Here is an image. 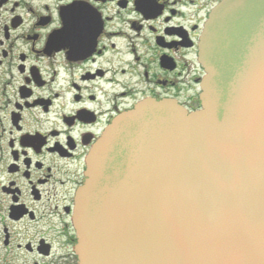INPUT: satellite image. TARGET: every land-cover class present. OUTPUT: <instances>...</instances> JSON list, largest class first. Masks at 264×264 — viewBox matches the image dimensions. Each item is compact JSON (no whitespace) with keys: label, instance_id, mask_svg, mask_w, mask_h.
Wrapping results in <instances>:
<instances>
[{"label":"flooded vegetation","instance_id":"obj_1","mask_svg":"<svg viewBox=\"0 0 264 264\" xmlns=\"http://www.w3.org/2000/svg\"><path fill=\"white\" fill-rule=\"evenodd\" d=\"M223 0H0V264H79L87 158L146 101L203 107Z\"/></svg>","mask_w":264,"mask_h":264},{"label":"water","instance_id":"obj_2","mask_svg":"<svg viewBox=\"0 0 264 264\" xmlns=\"http://www.w3.org/2000/svg\"><path fill=\"white\" fill-rule=\"evenodd\" d=\"M200 61V111L146 101L90 152L79 264H264V0L220 2Z\"/></svg>","mask_w":264,"mask_h":264}]
</instances>
